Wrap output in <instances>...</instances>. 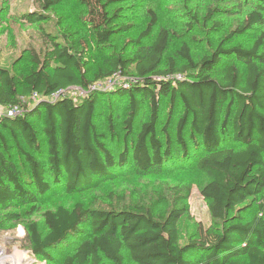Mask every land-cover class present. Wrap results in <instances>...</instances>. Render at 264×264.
Listing matches in <instances>:
<instances>
[{"label": "trees", "instance_id": "obj_1", "mask_svg": "<svg viewBox=\"0 0 264 264\" xmlns=\"http://www.w3.org/2000/svg\"><path fill=\"white\" fill-rule=\"evenodd\" d=\"M40 1L48 9L62 0ZM120 1L82 0L85 21L100 45L115 32V15L108 6ZM238 1L240 6L252 4V9L226 39L264 26V0ZM29 18L45 19L42 13ZM155 22L152 16L137 39L147 36ZM192 23H197L194 16L188 25ZM169 35L163 27L145 49L131 56L109 54L108 69L101 68L92 80L120 75L125 81L111 84L105 92L86 78L69 47L49 32L45 36L54 65L33 56V66L22 80L0 68V105L21 109L13 116H0V128L8 130L11 140L0 132V213L31 204L25 218L16 211L2 214L0 230L10 222H22L35 260L53 263L61 256V264H102V259L124 264L126 253L134 264H264V29L248 47L221 42L198 59L183 43L177 50L181 63L169 58L164 65ZM73 87L87 92L68 94ZM33 93L38 95L34 102L22 103L20 98ZM101 95L118 105L125 103L126 132L119 150L109 149L97 132L94 117ZM167 96L171 106L182 109L173 136L167 131L169 118L158 129L161 99ZM145 98L149 115L135 131ZM131 134L133 139H128ZM173 167H195L204 173L207 181L200 193L217 224L209 229L197 225L183 244L178 222L188 213L190 183L163 215L142 205L86 208L77 201L70 209L39 206L57 190L79 193L131 169L147 176ZM251 211L255 213L245 216ZM36 212L47 228L44 233L29 219ZM86 217L91 236L72 243L73 251L63 255L64 245L81 232Z\"/></svg>", "mask_w": 264, "mask_h": 264}, {"label": "rangeland", "instance_id": "obj_2", "mask_svg": "<svg viewBox=\"0 0 264 264\" xmlns=\"http://www.w3.org/2000/svg\"><path fill=\"white\" fill-rule=\"evenodd\" d=\"M238 1V0H237ZM236 0H121L108 6L110 14H114L111 28L115 31L109 42L100 45L85 21V7L82 0H62L52 8L45 9L40 0H0V68L8 70L14 77L23 79L25 73L33 66V56L40 60H48L55 64L52 47L45 36V32L52 33L56 39L69 47L80 61L86 78L90 81L100 69H108L107 59L111 53H119L123 57L131 56L135 51L145 49L161 28H167L170 35L167 48L164 52L163 64L171 58L176 63H181L177 54L178 48L186 43L194 59L209 53L223 42L230 46L241 44L250 46L264 26L254 27L242 35L226 39L227 35L241 24L243 16L252 9V4L240 6ZM228 8H233L231 13ZM42 13V21L30 22L31 15ZM152 16L156 18L150 33L137 39L139 34L146 29ZM195 17L197 23L188 25ZM138 41V42H136ZM95 85L105 92L107 87L115 82L125 81L120 75L92 80ZM92 86L90 90H92ZM21 85L19 86L20 89ZM78 88H72L69 94L79 95ZM87 92V91H86ZM22 103L29 104L35 99L32 95L20 98ZM123 103L118 105L110 100L109 96H100L94 121L97 132L103 135L101 141L112 150L122 147L126 132L123 124ZM171 109V111H170ZM5 106L0 105V116L5 113ZM182 114L179 104L171 106L169 96L161 99V124L169 118L167 131L173 136L177 118ZM148 98L143 99L141 116L135 122L137 131L141 121L148 118ZM37 130L41 129L39 120H35ZM0 132L10 143L9 132L0 128ZM159 138L163 134L159 130ZM131 134L128 139H133ZM14 155L15 160L19 159ZM207 181L203 172L195 167H173L171 170L159 173L140 175L135 170H128L118 174L115 178L104 181L96 187L79 193H69L57 190L43 199L39 206L41 210L54 209L62 205L68 209L80 201L86 208H133L134 205L151 207L155 213L163 215L175 202L178 194H184V185L190 183L191 189L185 202L188 213L182 215L178 222L179 243L183 244L195 231L197 225L209 229L216 227L207 208V201L201 195V187ZM180 186H182L181 189ZM178 189V190H176ZM162 193L163 197L160 195ZM110 195H113L110 198ZM31 204L18 205L7 211H16L25 218L24 211ZM7 211L0 213V216ZM255 212L245 214L249 217ZM38 223L39 230L47 231L40 212L29 217ZM0 230V248L12 257L5 264H61L60 258L55 262L35 260L32 256L26 238L25 226L22 222H10ZM91 236L88 217L81 224V232L64 245L63 255L73 251L72 243H79L82 239ZM29 251V252H27ZM124 264H134L126 253ZM102 264H111L102 259Z\"/></svg>", "mask_w": 264, "mask_h": 264}, {"label": "built area", "instance_id": "obj_3", "mask_svg": "<svg viewBox=\"0 0 264 264\" xmlns=\"http://www.w3.org/2000/svg\"><path fill=\"white\" fill-rule=\"evenodd\" d=\"M73 88H78V87H73ZM71 89H72V88H70V89L67 91L68 94L70 93ZM78 89H79L80 91H83V92L78 93L79 95H74V96H83L84 94H86V91H85V90H83V89H81V88H78ZM60 93H61V92L58 91V92L56 93V95H58V94H60ZM65 93H66V92H65ZM70 95H72V94H70ZM36 97H38V95H37L36 93H33V94H32V98L35 99ZM5 109H6V111H5L4 115H6V116H13V115H15V114L21 112V109H20L18 106H16V105H7V106H5ZM27 252H29V251H27ZM9 257H10V256H8L7 253H5L4 250L0 248V264H5V262L7 261L6 258H9ZM5 260H6V261H5ZM4 261H5V262H4Z\"/></svg>", "mask_w": 264, "mask_h": 264}, {"label": "bare ground", "instance_id": "obj_4", "mask_svg": "<svg viewBox=\"0 0 264 264\" xmlns=\"http://www.w3.org/2000/svg\"><path fill=\"white\" fill-rule=\"evenodd\" d=\"M6 260H10V261H11V260H12V257L6 258ZM6 260H5V261H6ZM5 261H4V262H5Z\"/></svg>", "mask_w": 264, "mask_h": 264}]
</instances>
